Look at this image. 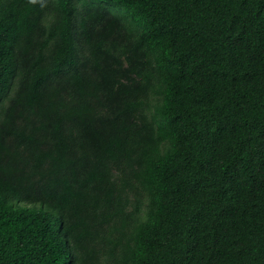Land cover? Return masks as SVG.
I'll list each match as a JSON object with an SVG mask.
<instances>
[{"label": "trees", "instance_id": "1", "mask_svg": "<svg viewBox=\"0 0 264 264\" xmlns=\"http://www.w3.org/2000/svg\"><path fill=\"white\" fill-rule=\"evenodd\" d=\"M0 264H264V0H0Z\"/></svg>", "mask_w": 264, "mask_h": 264}]
</instances>
